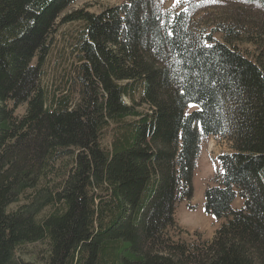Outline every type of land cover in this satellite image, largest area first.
<instances>
[{"label": "trees", "instance_id": "trees-1", "mask_svg": "<svg viewBox=\"0 0 264 264\" xmlns=\"http://www.w3.org/2000/svg\"><path fill=\"white\" fill-rule=\"evenodd\" d=\"M76 1L0 0V264H35L22 249L39 243L40 264H264V25L235 10L218 41L159 0L60 18ZM238 1L264 19V0ZM66 23H81L75 88L47 96ZM208 137L230 144L205 190L219 226L176 243L166 232Z\"/></svg>", "mask_w": 264, "mask_h": 264}, {"label": "rangeland", "instance_id": "rangeland-1", "mask_svg": "<svg viewBox=\"0 0 264 264\" xmlns=\"http://www.w3.org/2000/svg\"><path fill=\"white\" fill-rule=\"evenodd\" d=\"M126 0H77L61 16L86 7L90 13L98 14L104 8L120 5ZM163 13L173 14L184 8L195 11L191 28L197 35H209L219 22H226L236 10L243 20L251 19L264 25V19L258 10L249 9L238 0H159ZM247 13V14H246ZM81 23H66L55 28L51 39V51L42 67L41 85L47 96H61L70 94L75 88L72 82V73L76 64L74 45L78 39ZM213 39L222 41L220 35H210ZM241 50L252 53L250 45H241ZM195 110L191 105L186 113ZM24 107L16 111L22 115ZM230 153V144L220 138L208 137L202 140L199 156L196 161L193 175V196L190 200L177 203L174 211L175 227L168 229L167 238L176 243H198L209 241L218 228V221L205 210V190L215 184V178L221 172L217 158ZM18 205V204H17ZM17 205H12L13 210ZM234 209L241 206L237 198L233 204ZM22 259L35 264L42 263L47 253L44 243L28 245L22 249ZM37 259V260H36Z\"/></svg>", "mask_w": 264, "mask_h": 264}]
</instances>
